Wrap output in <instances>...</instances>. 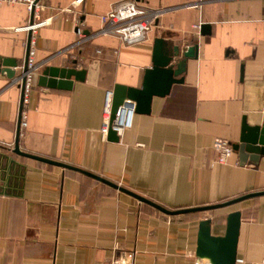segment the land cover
I'll return each mask as SVG.
<instances>
[{
  "label": "crops",
  "instance_id": "0c3cea01",
  "mask_svg": "<svg viewBox=\"0 0 264 264\" xmlns=\"http://www.w3.org/2000/svg\"><path fill=\"white\" fill-rule=\"evenodd\" d=\"M117 0H40L35 31L22 2H0V57L25 63L31 36L37 71L29 94L22 150L88 170L168 209L224 202L264 190V154L210 165L215 137L232 143L242 122L264 123V0H138L159 9L146 39L123 45L101 31L100 14ZM82 22L89 37L77 43ZM203 23L206 27L202 26ZM197 25V26H196ZM199 25V26H198ZM197 43L184 80L153 95L117 141L100 131L105 92L140 87L154 38ZM75 60V62H73ZM48 65L85 68L69 88L38 82ZM21 89L0 71V264H194L199 220L224 233L241 212L236 264H264V193L208 210L166 214L78 169L12 151ZM13 159V160H12Z\"/></svg>",
  "mask_w": 264,
  "mask_h": 264
},
{
  "label": "water",
  "instance_id": "95a60500",
  "mask_svg": "<svg viewBox=\"0 0 264 264\" xmlns=\"http://www.w3.org/2000/svg\"><path fill=\"white\" fill-rule=\"evenodd\" d=\"M204 27L206 24L203 23ZM198 55V44L193 43L186 47H180L177 44H169L163 37L154 38L152 47V65L144 71L142 84L140 87L128 86L122 83H115L112 89L111 119L114 118L118 107L127 104L132 100L135 102V112L147 113L150 111L153 95H165L175 82L184 80L183 72L186 69L188 58H196ZM75 62V60L73 61ZM17 60L13 57H0V71L13 79L16 74L15 66ZM86 73L85 68L75 66H45L38 76V82L50 87L69 88L72 85L71 76L74 79L83 80ZM19 117L17 123L16 136L12 151L20 155L32 157L47 163L57 164L64 167L78 169L88 175H91L113 187L123 190L140 201L147 202L166 214H178L190 211H200L225 206L238 200L263 194L262 191H254L239 195L233 199L224 202L208 205L186 207L180 209H168L147 197L140 195L130 189H127L109 179L88 170L77 168L70 164L58 161L42 155H37L24 151L19 146ZM107 138L117 141L118 134L111 127L108 129ZM234 150L238 152L240 163H244L247 158L256 161L260 154H264V123L262 125H247L245 120L242 122L240 137L237 142L232 143ZM13 160V159H12ZM241 221V212L239 210L230 211L226 215L224 233L214 234L211 232V218L204 217L199 220L197 245L195 249L197 258H207L213 264H236V246Z\"/></svg>",
  "mask_w": 264,
  "mask_h": 264
},
{
  "label": "built area",
  "instance_id": "2783aa9c",
  "mask_svg": "<svg viewBox=\"0 0 264 264\" xmlns=\"http://www.w3.org/2000/svg\"><path fill=\"white\" fill-rule=\"evenodd\" d=\"M0 2H22L31 12L32 21L26 25L15 27L16 30L35 29L46 22L40 19V0H0ZM159 9H153L138 0H117L104 13L100 14L102 21L101 31L115 34L123 45H132L146 39L148 32L152 29L158 16ZM76 33L79 35L77 43L85 41L89 36L83 31L82 22H78ZM197 26V25H196ZM199 26V25H198ZM35 41L32 35L26 53L25 63L19 66V71L15 74L11 82H15L21 89L20 108H19V126H27L29 94L34 84L37 71V61L35 59ZM127 104L118 107L113 119H111L112 89L105 92L102 118L101 133L106 136L111 127L120 136L123 131L131 127L135 113V102L132 100ZM215 152L210 165L214 163L226 162L233 154L234 148L232 142L225 137H215L212 143ZM236 260H241L237 259ZM106 264H134L133 258L124 254L114 255ZM194 264H213L207 258H196Z\"/></svg>",
  "mask_w": 264,
  "mask_h": 264
}]
</instances>
